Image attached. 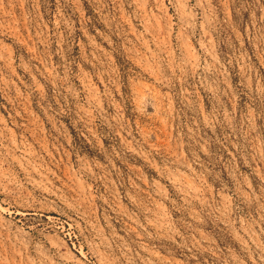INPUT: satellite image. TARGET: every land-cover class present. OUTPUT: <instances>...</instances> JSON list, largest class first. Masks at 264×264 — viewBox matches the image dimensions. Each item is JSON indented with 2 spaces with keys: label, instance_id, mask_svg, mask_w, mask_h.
<instances>
[{
  "label": "rangeland",
  "instance_id": "374dc122",
  "mask_svg": "<svg viewBox=\"0 0 264 264\" xmlns=\"http://www.w3.org/2000/svg\"><path fill=\"white\" fill-rule=\"evenodd\" d=\"M0 264H264V0H0Z\"/></svg>",
  "mask_w": 264,
  "mask_h": 264
}]
</instances>
